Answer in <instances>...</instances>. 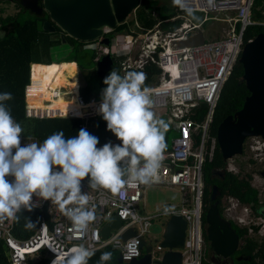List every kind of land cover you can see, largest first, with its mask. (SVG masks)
I'll list each match as a JSON object with an SVG mask.
<instances>
[{
    "label": "built area",
    "instance_id": "built-area-1",
    "mask_svg": "<svg viewBox=\"0 0 264 264\" xmlns=\"http://www.w3.org/2000/svg\"><path fill=\"white\" fill-rule=\"evenodd\" d=\"M252 1L182 0L180 5H175L172 16L158 20L150 28L143 27L135 19L129 22L127 17L124 20L126 27L120 32L114 31L115 28H102V35L95 39V61L107 52L111 56H122L119 62L121 76L129 70L142 72L149 64H154L159 69L155 81L144 88L152 102L151 108L168 115L176 134L170 146L163 151L158 178L149 184L177 186L182 193L181 206L168 212L163 209L161 212L141 215L136 211V205L143 199L146 184L129 183L118 193H112L103 188H90L88 178H85L81 181V191L88 195L87 206L94 210L95 219L85 230H80L73 225L59 205L33 194L31 202L33 208L39 211L40 218L27 237L14 236L12 229L15 218L9 217L0 221V238L7 247L9 264H53L54 260L63 259L80 245L90 250L109 246L119 251L122 262L127 263L141 255L139 238H143L148 231L151 220L161 215L168 217L170 214H179L186 221L183 246L179 249L180 264H202V260L206 259V249L201 204V163L205 156L209 159L212 157L217 144L215 135L209 134V123L220 88L236 62L244 42L250 40H244L243 33L248 25L255 23L250 13ZM216 12H230L224 18L217 19L228 23L224 35L204 39L203 43L193 46L177 44L197 30H202L208 19H215L212 14ZM196 13H201V17ZM174 20H179L174 27L160 26L162 22ZM108 33H113L115 39L112 43L110 39L109 45H105L100 42V38ZM54 91L56 92L52 98L58 95L57 88ZM101 100L91 98L85 102L79 93H76L75 98L76 103L83 108L91 102ZM199 102H205L208 108L203 120L195 122L188 114ZM25 112L28 117L78 116L60 112H36L27 103ZM93 115L95 113L91 111L78 117ZM32 142L40 143L32 135H21L22 145ZM244 144L254 157L260 156L264 160V141L261 137L249 136ZM101 146L103 145L97 147ZM221 201L227 219L238 225L244 224L240 226L248 224V234L254 232L253 225L260 226L259 230L264 235V216L260 213L263 206L259 213H255L248 205L240 203L232 196H223ZM259 202L262 203L260 198ZM114 214L120 217L121 224L118 228L111 229L109 235L103 238L100 234L102 225ZM250 214L259 221L253 220ZM129 228L134 230V234L123 240L121 234ZM157 249L158 247L152 249V256ZM255 264H264V259L256 260Z\"/></svg>",
    "mask_w": 264,
    "mask_h": 264
},
{
    "label": "trees",
    "instance_id": "trees-1",
    "mask_svg": "<svg viewBox=\"0 0 264 264\" xmlns=\"http://www.w3.org/2000/svg\"><path fill=\"white\" fill-rule=\"evenodd\" d=\"M13 2L18 8L13 15L0 16V93L11 92L13 99L6 101L12 117L21 124L24 131L21 135H32L42 143L49 135L63 130L65 138L73 137L78 134L81 128L86 129L90 134L99 138V145L107 142L114 144V133L107 129V122L103 120L102 115L85 118L78 116H50V117H28L26 116L25 106L29 93L34 90L45 91L52 86L55 89L59 86H68L71 90L69 100L75 101L77 85L69 86L64 82V72H66V61L76 64L79 72L80 85L78 93L85 102L91 98L100 100L101 90L106 87L103 83L104 77H100L95 72L96 50L89 46L93 41L77 40L66 35L58 26L55 25L54 31L43 29L42 23L49 20L47 13L42 10L37 14L24 8L19 0H5ZM160 0H140L139 5L132 11L133 17L140 25L145 28L152 27L158 20L168 18L175 13L174 7L167 6ZM41 0H38L39 5ZM264 0H253L251 5V18L254 24L248 25L243 33L244 40L252 38L259 32H264ZM179 20L171 22H162L161 27L168 25L174 27ZM126 27L124 21L118 23L114 31L120 32ZM112 35L113 33H108ZM107 34V36H109ZM67 43L70 48L68 52L57 62L51 59V48L60 43ZM122 56H112V70L119 73V62ZM75 63H74V62ZM34 63V64H31ZM140 72L137 70H129ZM159 69L154 64L145 66L142 73L146 74L144 86L155 81ZM242 73V66L238 61L234 63L229 75L224 80L218 97L216 99L212 119L209 123V134L215 135L218 123L228 114H232L239 109L243 103L244 97L248 91L243 82L239 81ZM29 84V85H28ZM28 85V86H27ZM27 86V88H26ZM26 89V95H25ZM56 92V91H55ZM56 97L60 98V95ZM26 100V102H25ZM94 102V103H99ZM207 104L199 102L188 116L195 122H201L207 111ZM96 114V113H95ZM85 126V127H84ZM166 135V133H165ZM167 146H164L166 149ZM218 149L215 145L212 157H204L201 163V175L203 188L201 194V204L204 211L211 202L209 195L213 184L217 185L219 195L216 197L219 212L222 213L223 207L221 199L223 196H232L240 203L248 205L255 213H259L264 202H259L258 190L251 184V174L241 175L239 172H233L225 167ZM213 169H219L221 172L214 173ZM40 213L33 208L16 213L19 220H14L12 232L18 238L27 237L33 229H25V217H29L37 225ZM241 239L240 251L250 254L252 260L256 257L264 259V235L260 241L256 240L247 233V226H239L231 221ZM253 231H257V226H252ZM205 237V236H204ZM102 252H111L112 259L106 264H122V260L116 256L117 250L106 246L96 250L95 255L88 260V264H97ZM0 264H9L7 247L3 239L0 238ZM202 264H210L207 259L202 260Z\"/></svg>",
    "mask_w": 264,
    "mask_h": 264
},
{
    "label": "clouds",
    "instance_id": "clouds-1",
    "mask_svg": "<svg viewBox=\"0 0 264 264\" xmlns=\"http://www.w3.org/2000/svg\"><path fill=\"white\" fill-rule=\"evenodd\" d=\"M173 2L180 5L182 0ZM146 78L142 72L121 76L112 70L103 79L106 87L101 90L98 114L121 143L101 147H97L99 138L84 128L73 137L65 138L60 130L42 143L22 145L24 129L5 103L13 99L12 93H0V221L9 217L18 221L16 213L22 208L31 211L36 194L59 205L74 226L85 230L95 214L87 206L88 195L81 191L82 180L88 178L92 189L118 193L126 184L157 179L168 124L151 110L143 87ZM24 227L30 230L36 224L25 217ZM95 251L80 245L53 264H88ZM111 259V252H102L97 264Z\"/></svg>",
    "mask_w": 264,
    "mask_h": 264
},
{
    "label": "water",
    "instance_id": "water-1",
    "mask_svg": "<svg viewBox=\"0 0 264 264\" xmlns=\"http://www.w3.org/2000/svg\"><path fill=\"white\" fill-rule=\"evenodd\" d=\"M21 5L37 14L44 10L49 20L42 23L43 29L54 31L58 26L66 35L81 41H93L102 35V28H115L116 25L139 5L140 0H19ZM204 41L202 30H197L178 45H197ZM100 42L109 45L110 38L103 36ZM242 66L239 81L243 82L248 94L239 109L226 115L217 125L215 137L223 161L243 151L244 140L249 136H259L264 141V32H259L245 41L237 58ZM112 56L104 53L95 62V72L106 77L112 71ZM213 172H221L213 169ZM264 178V166L260 170ZM219 195L217 185L211 187L203 216V232L209 246L218 258L208 259L210 264H235L231 255L236 251L239 236L231 222L222 216L218 209L216 197ZM260 213L264 216V206ZM121 219L114 214L102 225L100 234L106 238L111 229L118 228ZM186 221L179 214H170L165 220L160 240L153 247L144 238H139L141 255L130 259L126 264H180L185 236ZM134 234L132 228L121 234L123 240ZM155 255L152 256V249ZM162 250L160 255L157 251ZM116 256L121 259L120 252ZM237 260V259H236Z\"/></svg>",
    "mask_w": 264,
    "mask_h": 264
},
{
    "label": "rangeland",
    "instance_id": "rangeland-1",
    "mask_svg": "<svg viewBox=\"0 0 264 264\" xmlns=\"http://www.w3.org/2000/svg\"><path fill=\"white\" fill-rule=\"evenodd\" d=\"M165 3L167 6L172 7L174 5L173 0H160L159 3ZM18 8L13 2H8L5 0H0V16L13 15L17 12ZM198 17H201V13H196ZM230 12H216L212 14L215 19H208L204 25L202 26V31L205 40L214 39L220 37L225 34L228 29V23L225 21L217 20L219 18H224L226 15H229ZM211 15V14H209ZM133 13L131 12L127 16V21L132 19ZM109 35V34H108ZM111 39V43L114 41V35H109ZM91 47L97 48V42L94 40L90 44ZM70 46L67 43H60L57 46H54L51 53L52 61H58L62 58L69 50ZM66 72H64V82L69 86L77 85V82L80 83L79 80V72L77 66L73 64L71 61H66ZM55 86L48 88V90H34L29 93V98H27V104L29 106L34 105L39 101V105L43 108L48 106L51 102L54 105H58L60 102L69 100L72 93L68 86H59L57 87L58 95L61 97H53L52 95L55 92ZM46 101V102H45ZM40 108V107H39ZM155 113V116L159 119H163L167 124L168 128L166 130V139L168 144L171 143L172 138L175 136L176 131L174 130L171 121L168 118V115H163L160 110L152 109ZM96 113L95 115H97ZM91 121L90 119L86 122ZM121 141H116L115 144H120ZM249 150L246 144L243 143V151L240 155H235L230 159H227L225 162V167L228 170L233 172H239L241 175L246 173L251 174L250 182L251 184L258 189V197L264 202V178L260 176V170L264 166V160L260 159V156H256ZM181 197L182 193L179 188L175 185H162V184H146L144 186L143 191V199L136 205V211L141 215H150L156 212H161L166 207L168 209H178L181 206ZM223 203V202H222ZM264 206V205H263ZM224 207V205H223ZM250 216L253 220L259 221L254 215ZM167 219V215H161L159 217L153 218L148 226V231L143 235L145 241L152 245L153 247L160 240L165 220ZM244 225V224H240ZM248 224H245V226ZM260 226H258V230L255 232H249L248 235L252 236L256 240L260 241L262 239L263 234L259 230ZM241 239H239V243ZM157 255L162 253V250L156 252ZM256 259H259L256 257ZM122 264H126L123 262Z\"/></svg>",
    "mask_w": 264,
    "mask_h": 264
},
{
    "label": "bare ground",
    "instance_id": "bare-ground-1",
    "mask_svg": "<svg viewBox=\"0 0 264 264\" xmlns=\"http://www.w3.org/2000/svg\"><path fill=\"white\" fill-rule=\"evenodd\" d=\"M51 102L48 104V106H45L43 108L41 106H38V104L31 108H34L36 112H43V113L44 112L46 113L60 112L62 114L70 113V114L79 116V115H82L84 112L92 111L93 113H98V108L101 103V101L99 103L91 102L88 105H86V107L83 108V107H80L76 103V101H73V100L62 101L57 106L52 104Z\"/></svg>",
    "mask_w": 264,
    "mask_h": 264
},
{
    "label": "flooded vegetation",
    "instance_id": "flooded-vegetation-1",
    "mask_svg": "<svg viewBox=\"0 0 264 264\" xmlns=\"http://www.w3.org/2000/svg\"><path fill=\"white\" fill-rule=\"evenodd\" d=\"M214 173H218V172H214ZM221 215L224 216L223 210H222ZM230 222H231V220H230ZM240 247H241V242L240 243L238 242L236 251L231 255V258L234 260V263L235 264H255L256 260H258V259L254 258L252 260V256L250 254L241 252L240 251ZM205 249H206L205 255H206V259L207 260L210 259V258H213V259H217L218 258L216 255H213V252H212V250H211V248L209 246V243L206 240V238H205Z\"/></svg>",
    "mask_w": 264,
    "mask_h": 264
},
{
    "label": "crops",
    "instance_id": "crops-1",
    "mask_svg": "<svg viewBox=\"0 0 264 264\" xmlns=\"http://www.w3.org/2000/svg\"><path fill=\"white\" fill-rule=\"evenodd\" d=\"M53 48V47H52ZM52 48H51V50H52ZM112 56H114V55H112ZM74 62V61H73ZM75 63V62H74ZM31 64H34V63H31ZM76 65V64H75ZM64 77H66V76H64ZM77 84H78V86L80 85L78 82H77ZM77 90V93H78V88H76ZM39 103V101H37V103L36 104H34V105H31L30 107H33V106H35V105H37ZM38 106H40L39 104H38ZM98 115V114H97ZM93 116H95V115H93ZM87 117H91V116H86V117H82V118H87ZM85 127V126H84ZM114 139L116 140V141H120V140H118L117 139V137L115 136V134H114ZM114 143H115V141H114ZM164 146H167V148L170 146V144H168V142H167V139H166V135L164 136Z\"/></svg>",
    "mask_w": 264,
    "mask_h": 264
}]
</instances>
